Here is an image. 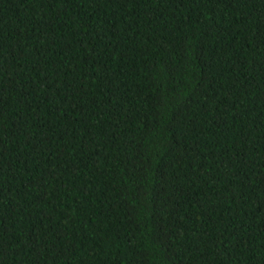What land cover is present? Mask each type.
Wrapping results in <instances>:
<instances>
[{
  "label": "trees",
  "instance_id": "16d2710c",
  "mask_svg": "<svg viewBox=\"0 0 264 264\" xmlns=\"http://www.w3.org/2000/svg\"><path fill=\"white\" fill-rule=\"evenodd\" d=\"M0 264H264V0H0Z\"/></svg>",
  "mask_w": 264,
  "mask_h": 264
}]
</instances>
